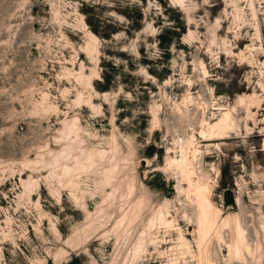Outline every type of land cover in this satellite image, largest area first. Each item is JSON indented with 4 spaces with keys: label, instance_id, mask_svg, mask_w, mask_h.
Masks as SVG:
<instances>
[{
    "label": "rangeland",
    "instance_id": "1",
    "mask_svg": "<svg viewBox=\"0 0 264 264\" xmlns=\"http://www.w3.org/2000/svg\"><path fill=\"white\" fill-rule=\"evenodd\" d=\"M46 263L264 264V0H0V264Z\"/></svg>",
    "mask_w": 264,
    "mask_h": 264
},
{
    "label": "bare ground",
    "instance_id": "2",
    "mask_svg": "<svg viewBox=\"0 0 264 264\" xmlns=\"http://www.w3.org/2000/svg\"><path fill=\"white\" fill-rule=\"evenodd\" d=\"M101 94L104 95V94H106V92H103ZM229 128H231V124L229 122V115L227 113H225L221 119H219L216 122H214L213 124H211V131H212V133H216V136L218 135L217 137H222L227 132V130ZM186 164H187L186 158L184 156L182 160L174 163V165H175L174 167L178 168L179 172H182L183 168L186 166ZM202 201L204 203L202 205V210L204 211L203 216H202V223L206 228L209 225L212 216H211V213L206 211V208L208 207V204H209L208 199L203 196ZM217 213H218V210H216V215H217ZM160 215H161V217L163 216L162 213ZM137 251H138V249L136 250V252Z\"/></svg>",
    "mask_w": 264,
    "mask_h": 264
},
{
    "label": "trees",
    "instance_id": "3",
    "mask_svg": "<svg viewBox=\"0 0 264 264\" xmlns=\"http://www.w3.org/2000/svg\"><path fill=\"white\" fill-rule=\"evenodd\" d=\"M100 89H106V86H100ZM101 93H103V92H101ZM46 264H48V263H46Z\"/></svg>",
    "mask_w": 264,
    "mask_h": 264
}]
</instances>
